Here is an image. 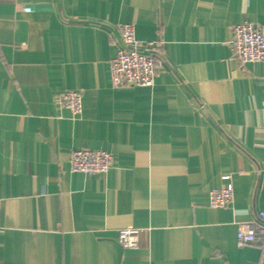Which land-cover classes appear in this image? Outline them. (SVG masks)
I'll return each instance as SVG.
<instances>
[{"label":"crops","instance_id":"1","mask_svg":"<svg viewBox=\"0 0 264 264\" xmlns=\"http://www.w3.org/2000/svg\"><path fill=\"white\" fill-rule=\"evenodd\" d=\"M245 21L264 0H0V264H264L237 243L264 212V64L228 44ZM120 24L163 42L152 87H112ZM69 90L79 117L55 104ZM76 149L111 169L72 172Z\"/></svg>","mask_w":264,"mask_h":264},{"label":"built area","instance_id":"2","mask_svg":"<svg viewBox=\"0 0 264 264\" xmlns=\"http://www.w3.org/2000/svg\"><path fill=\"white\" fill-rule=\"evenodd\" d=\"M118 38L114 40L116 52L110 61L111 85L113 88L152 87L159 67L165 63L163 42L141 41L132 24L117 26ZM233 58L243 68L251 63L264 64V26L245 21L230 28L228 42ZM60 109L69 110L73 117L83 112V93L69 90L55 97ZM112 155L104 150L76 149L70 151L72 172L82 174H107L112 166ZM234 192L230 187L215 189L209 195L212 209L230 208ZM143 230L124 228L118 231V242L123 248L135 249ZM239 247L258 244L264 253V212L254 220L239 224L237 232Z\"/></svg>","mask_w":264,"mask_h":264}]
</instances>
